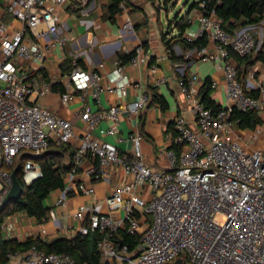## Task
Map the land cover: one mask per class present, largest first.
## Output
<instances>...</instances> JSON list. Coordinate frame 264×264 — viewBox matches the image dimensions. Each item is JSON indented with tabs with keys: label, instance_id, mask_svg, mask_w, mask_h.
<instances>
[{
	"label": "built area",
	"instance_id": "2783aa9c",
	"mask_svg": "<svg viewBox=\"0 0 264 264\" xmlns=\"http://www.w3.org/2000/svg\"><path fill=\"white\" fill-rule=\"evenodd\" d=\"M81 1L85 4L88 0ZM69 2L0 0V205L12 187V168L22 150L41 154L52 141L63 144L77 140L74 166L56 204L66 203L74 190L93 195L96 182L110 181L113 170L124 178L105 198L109 211L97 203L81 204L75 213L86 221L78 232L102 234L98 242L101 264H171L179 258L181 264L186 258L191 264H264V149H247L231 118L234 108L264 112V83L256 80V69H249L244 85L232 59L234 54L245 56L261 47L264 27L250 25L232 33L224 28L215 9L205 10L204 2L200 3V13L188 14L189 23H198L200 28L185 36L189 41L207 36L208 45L197 52L223 69L227 104L220 109L207 106L198 94L197 74L189 82L182 79L197 128L178 115L167 136L171 143L168 164L156 167L145 158L144 136L138 128L129 135L133 142L130 150L104 138L116 135L119 142L124 141L119 129L124 112L137 117L151 100V94L143 91L137 99L125 102L132 79L120 61L102 75L82 66L77 56L71 58V70L62 75L66 90L60 96L68 104L74 91L80 93L84 101L80 133L70 119L43 104L52 87L33 71L44 69L49 55L68 42L61 33L59 9ZM125 25L133 27L130 19ZM136 48L130 63L139 66L145 60L144 48ZM102 78L106 80L103 86L99 85ZM167 80L164 77L158 83ZM217 86L212 82L213 88ZM105 90L118 99L110 107L96 111L85 102L90 94L101 104ZM103 119L110 125L101 126ZM175 144L179 149L173 147ZM85 159L91 163L83 169ZM42 175L40 162H25L23 179L27 185ZM149 213L152 216L141 230L140 215ZM51 217L56 219L54 211ZM3 229L11 237L14 222H5ZM121 229L141 235L136 251L127 244L118 245L115 235ZM11 259L16 264H75L69 253L48 252L36 245L16 252Z\"/></svg>",
	"mask_w": 264,
	"mask_h": 264
},
{
	"label": "crops",
	"instance_id": "0c3cea01",
	"mask_svg": "<svg viewBox=\"0 0 264 264\" xmlns=\"http://www.w3.org/2000/svg\"><path fill=\"white\" fill-rule=\"evenodd\" d=\"M81 0H70L64 7L59 9L62 21V35L68 37V42L64 48L58 47L54 53L49 55L46 61V67L41 70H34V74L40 78L49 81L52 91L42 99L44 105L50 107L58 116L70 119L81 132L83 121L81 119V109L84 101L81 100L79 92L74 91L73 99L65 104L61 100L58 88L61 83L63 73L71 70V58L77 56L80 64L87 69L98 71L102 75L110 70L117 61L125 66L132 79V85L128 89L125 97L126 101H132L139 97L141 92H149L150 87H157L159 93L163 94L169 102V108L163 111L158 105H149L143 109L137 117H130L124 112L119 125L120 133L125 136V140L119 142L118 136L106 135L104 138L117 143L122 150H130L133 142L129 138L130 133L138 128L144 136L142 149L147 162L156 167H165L168 164L167 150L170 146L168 132L173 128L174 121L178 115H184L187 121L196 127L195 118L188 110L189 102L182 89L180 81L187 75L188 82L192 75L197 74L198 80L196 86L198 94L208 77L212 82L218 84L212 90V98L222 106L225 96V78L223 69L213 60L199 56L197 49H185L180 44H175L173 49L176 55H184V60L174 61L168 52L164 42V37L169 34H175L178 30L175 24L169 25L168 20L161 18L160 0H127L123 10L111 19L106 13V7L110 0H88L87 3H81ZM167 10V9H165ZM192 11L200 13V9L195 7ZM9 19L8 14L5 15ZM130 19L133 23L132 28L126 27V22ZM170 20V19H169ZM198 23H192L188 26L185 33H195L199 30ZM145 44V60L139 65L134 66L128 61L122 63L119 55L129 53L136 47ZM237 67H240V61L236 54L232 56ZM212 62V63H211ZM198 63L197 69L194 68ZM203 63L213 65L202 66ZM155 65V69L153 66ZM251 67L256 69V80L264 83V61L258 60ZM243 64L241 65V70ZM33 69V67H32ZM48 75L46 79L44 74ZM167 77L166 82L158 83L159 79ZM49 79V80H48ZM54 83H60L57 89H53ZM106 80L102 78L99 85H105ZM102 102L97 103L92 95H88L85 102L91 103L96 111L110 107L118 99L112 91L105 90L101 94ZM263 118V124L254 131H247L237 126L241 136L242 144L249 150L257 148L264 149V112L259 111ZM110 125L109 120L103 119L101 126ZM99 134L98 130L94 131ZM256 139L254 144L249 141ZM77 140H73L71 145L75 147ZM91 161L85 159L82 168L90 165ZM123 175L119 171H112V178L108 180H99L96 182V192L93 195H86L76 190L70 192L69 197L64 204H56L57 198L61 194L62 188L53 190L45 199V204L54 211L56 219L52 217L44 222L38 221L35 217L29 216L25 211L15 212L6 217L5 222L13 221L15 230L11 237L2 231L4 238H17L25 240L29 237H40L46 242H54L61 238L74 237L82 224H86L76 217V211L81 204L93 206L97 203L103 205L105 212L109 211L106 196L113 188L123 182ZM122 212L119 211V215ZM142 228L144 230L148 224L149 214L140 215ZM8 264H16V260L11 259Z\"/></svg>",
	"mask_w": 264,
	"mask_h": 264
},
{
	"label": "trees",
	"instance_id": "16d2710c",
	"mask_svg": "<svg viewBox=\"0 0 264 264\" xmlns=\"http://www.w3.org/2000/svg\"><path fill=\"white\" fill-rule=\"evenodd\" d=\"M172 1L163 0L161 4L165 9L169 10V5ZM126 2L127 0H110V3L106 7V13L111 19H114L123 10L122 3ZM189 2L190 0H186L185 4ZM202 2L206 4L205 10H216L217 16L223 19L224 28L232 33L250 25H263L264 27V0H194L189 5L186 13L180 15V12H177L169 20V25L175 24L178 30L175 34H169L164 37L165 45L174 61L184 60L185 57L184 55H176L173 49L175 44H180L189 50H202L208 45L206 35L199 36L193 41H189L185 36L186 29L190 25L188 14L195 7L202 9L200 6ZM142 46H145V44ZM136 49L129 53L120 54L119 59L121 62L127 63L130 61L136 54ZM236 57L239 59L240 64H243L242 70L241 65L238 68V77L245 85L249 74L248 68L258 60L264 61V44L250 54L245 56L236 54ZM44 76L46 79L48 78L46 73ZM184 80L188 82L187 75H184ZM59 84L54 83L52 85L53 89L56 90ZM58 89L64 91L66 87L61 83V87ZM212 90V79L208 77L201 88L200 97L207 106L220 109L223 106L212 98ZM150 94L151 100L149 105H158L163 111L168 110L169 102L163 94L158 92L157 87H150ZM231 118L236 126L247 131H254L263 124V118L258 110L242 111L239 108H234ZM173 147L179 149L176 144ZM75 152L76 148L71 143L58 144L52 141L50 147L41 154H35L24 149L17 155L12 170L18 168V178L24 189L18 199L6 205H0V264H8L13 254L27 251L33 245L48 252L69 253L74 258L75 264H101L98 242L102 234L99 231H92L88 234L78 232L72 238H61L54 242H46L40 237H29L25 240H19L17 238H4L2 235L6 217L15 212L25 211L29 216L35 217L40 222L51 218V208L45 204V199L53 190L64 188L66 176L74 166ZM28 159L40 162L43 170V175L31 185H27L23 179V169ZM115 237L118 245L120 243L127 244L131 251H136L141 240L139 233H128L126 229L119 230Z\"/></svg>",
	"mask_w": 264,
	"mask_h": 264
},
{
	"label": "rangeland",
	"instance_id": "374dc122",
	"mask_svg": "<svg viewBox=\"0 0 264 264\" xmlns=\"http://www.w3.org/2000/svg\"><path fill=\"white\" fill-rule=\"evenodd\" d=\"M186 0H173L172 3L169 5L170 9L169 10H165V8L161 9V18L164 21L168 20V23L170 22L169 19H172L175 14L177 12H180V15L186 13V11L189 8V5L194 1V0H190V2L188 4H185ZM161 2H163V0H160V4ZM134 3H137V0H134ZM263 26V25H262ZM212 63V62H211ZM211 63H203L201 64L203 67L204 66H208V65H213ZM198 67V63H195L194 68L197 69ZM224 102L227 103V98H224ZM78 133H80L79 131H77ZM256 141V139H252V141H249L250 144H254V142ZM152 214L149 213V217L151 218ZM184 264H191V262H189V260L186 258V260L184 261Z\"/></svg>",
	"mask_w": 264,
	"mask_h": 264
},
{
	"label": "water",
	"instance_id": "95a60500",
	"mask_svg": "<svg viewBox=\"0 0 264 264\" xmlns=\"http://www.w3.org/2000/svg\"><path fill=\"white\" fill-rule=\"evenodd\" d=\"M12 180H13L12 187L3 201V204L5 205L13 200L18 199L21 196L24 189L20 179L18 178V168H15L12 171ZM119 245H121V243ZM181 262H182V258H179L176 262L171 264H181Z\"/></svg>",
	"mask_w": 264,
	"mask_h": 264
}]
</instances>
